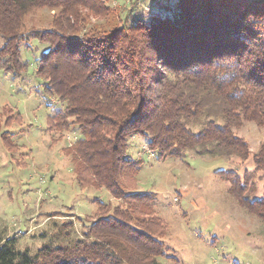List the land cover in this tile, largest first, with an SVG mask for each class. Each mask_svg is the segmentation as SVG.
Returning <instances> with one entry per match:
<instances>
[{"label":"trees","instance_id":"1","mask_svg":"<svg viewBox=\"0 0 264 264\" xmlns=\"http://www.w3.org/2000/svg\"><path fill=\"white\" fill-rule=\"evenodd\" d=\"M100 1L0 0V67L20 76L27 67L21 43L31 37L47 46L36 73L43 93L63 106L47 116V128L75 126L74 158L83 164L76 182L103 187L119 202L95 200L79 236L63 223V234L34 254L18 249L16 237L1 239L0 264H160L166 232L153 194L130 193L122 181L124 169L140 162L126 155L133 136L158 159L187 151L251 157L264 174V145L251 154L233 132L243 121L264 126V0H152L143 13L134 0L109 35H78L90 14L108 12ZM44 7L57 10L53 26L25 29L27 14ZM87 26L93 35L97 27ZM7 108L6 127L13 115ZM245 172L216 171L238 205L264 224V192L249 199Z\"/></svg>","mask_w":264,"mask_h":264},{"label":"rangeland","instance_id":"2","mask_svg":"<svg viewBox=\"0 0 264 264\" xmlns=\"http://www.w3.org/2000/svg\"><path fill=\"white\" fill-rule=\"evenodd\" d=\"M133 1L101 0L108 12L90 14L78 25V35L98 41L109 35L124 24ZM137 2L139 12L151 10L147 5L152 0ZM56 11L32 10L24 28L49 29ZM87 25L97 27L93 35ZM20 49L27 64L24 73L15 76L0 67V240L16 237L18 249L34 254L63 234V223L71 237L79 236L84 218L96 213L95 200L111 206L119 202L103 187L85 188L76 182L83 165L74 158L78 131L73 125L50 131L46 125L47 116L63 109L55 97L43 93V80L36 73L47 46L29 37ZM7 107L13 110L8 127L1 116ZM233 132L247 142L251 154L264 145V126L243 121ZM126 155L140 160L137 168L127 166L122 173L126 190L151 192L156 214L165 223L161 241L166 250L160 264H264V224L238 205L229 182L216 173L234 168L241 176L246 171L249 199L260 198L264 174L251 157L240 162L187 151L182 158L158 159L141 136L129 139Z\"/></svg>","mask_w":264,"mask_h":264}]
</instances>
